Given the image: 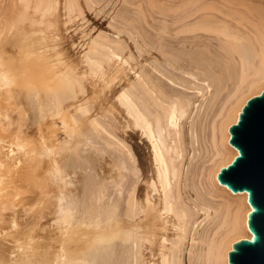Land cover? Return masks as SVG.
<instances>
[{"label":"bare ground","instance_id":"6f19581e","mask_svg":"<svg viewBox=\"0 0 264 264\" xmlns=\"http://www.w3.org/2000/svg\"><path fill=\"white\" fill-rule=\"evenodd\" d=\"M107 1L7 0L0 12V36L21 26L39 45L11 55L0 40V224L10 212L4 237L15 244L0 247V264H118L120 252L133 264H227L232 244L250 239V207L216 177L237 155L229 127L264 89V0H120L102 29ZM59 26L74 27L71 57ZM23 94L37 101L34 128L17 123L6 142ZM91 148L111 158L99 168L117 177L110 187L92 185L93 172L70 177ZM22 167L40 197L21 213L38 234L18 238Z\"/></svg>","mask_w":264,"mask_h":264},{"label":"water","instance_id":"95a60500","mask_svg":"<svg viewBox=\"0 0 264 264\" xmlns=\"http://www.w3.org/2000/svg\"><path fill=\"white\" fill-rule=\"evenodd\" d=\"M228 132L237 155L216 178L231 193L247 195L250 239L232 244L227 264H264V89L246 101Z\"/></svg>","mask_w":264,"mask_h":264},{"label":"rangeland","instance_id":"374dc122","mask_svg":"<svg viewBox=\"0 0 264 264\" xmlns=\"http://www.w3.org/2000/svg\"><path fill=\"white\" fill-rule=\"evenodd\" d=\"M107 1V0H106ZM6 2V3H5ZM110 2H112V0H109V1H107V2H104V3H107V4H109V5H106L105 4V6H107V8L105 9V6L102 4H100V8H101V6H102V9H100L99 11L101 12V15H102V19L101 18H94L93 17V21L94 22H97V21H99L100 19V21L98 22V24L99 23H101V24H103V27H102V29H104V28H106V26H108V22H109V18H110V16H112L113 14H114V12H116V11H118V10H120V9H122L123 7H125V5L123 4V3H121L122 1H120V0H118V1H116V0H113V2L112 3H110ZM4 3V4H3ZM3 3L0 5V12L2 11L3 12V10H5V12L6 11H8V9H9V3L7 2V0H4L3 1ZM121 3V4H120ZM117 4V5H116ZM122 4H123V6H122ZM116 5V6H115ZM2 7V8H1ZM98 8H99V5L97 6ZM127 7V6H126ZM2 9V10H1ZM103 9H104V11H103ZM113 9V10H112ZM102 10V11H101ZM116 10V11H115ZM106 11V12H105ZM102 12H103V14H102ZM106 14H108V16L106 15ZM112 14V15H111ZM107 16V17H106ZM105 17V19H103ZM89 19H92V16L91 17H89ZM99 19V20H98ZM106 21H108V22H106ZM104 22V23H103ZM99 26V25H98ZM97 26V27H98ZM21 27V26H20ZM17 28L18 30L17 31H15V33H14V31H13V33H9V34H1V35H3V36H0V40L3 42V43H5L4 45H5V47H6V49H7V51L8 52H11V53H9V54H13V55H16V54H18V52H21V51H23V50H21L20 51V49H25L26 50V48H28V47H30L31 48V43H33L34 44V46L36 47H39V45H38V43H36L38 40V37L36 38L35 36H37V35H35V36H33L32 35V37L34 38H31L32 40H34V42L31 40V41H29V45L27 46V43L26 42H28V40L30 39L29 38V32H27V34H28V36H27V34H19V32L18 31H21L20 29L21 28ZM38 27L39 26H37L36 28L38 29ZM32 29L33 28H28V31H32ZM34 29H35V27H34ZM150 28H146V31H142L141 32V35H143V36H145V37H150V35H149V33H152V34H154L155 32L154 31H151L152 29H150ZM59 35H58V40L59 39H61V40H59V42H57L58 40H56V42L57 43H59V44H57V47H59V49L60 50H65V52L63 53L64 55H66V56H69L71 53H75V51H77L76 49H75V47L73 48V46H72V42L73 41H71V35L72 36H75V42L76 43H78V40L76 39V35H73V31H74V27L73 28H71V30H68L69 32H65L64 33V31H63V28L62 29H60V26H59ZM16 32H18L17 33V35H16ZM21 33V32H20ZM78 33V32H77ZM142 33H144V34H142ZM16 35V37H15V35ZM23 36V37H21V36ZM26 35V36H25ZM66 35V36H65ZM149 35V36H148ZM19 36H20V38H19ZM70 36V37H69ZM24 37H28V39H26L25 40V42H22V40L23 39H25ZM30 37H31V34H30ZM22 38V39H21ZM151 38V37H150ZM15 39H17V40H15ZM6 42H5V41ZM10 40V41H9ZM13 42H12V41ZM62 40H64V44H62L63 43V41ZM68 40V41H67ZM18 41V42H17ZM48 41H50L49 39H46V42H48ZM11 42V43H10ZM22 42V43H21ZM44 43V41H43V44H45V45H48L47 43ZM67 42V43H66ZM6 43H8V44H6ZM24 43V44H23ZM26 43V44H25ZM35 43H36V45H35ZM49 44H50V42H48ZM69 43H71L70 45L72 46V48H71V46H69ZM33 44H32V48L30 49V50H36L37 49V47L35 48L34 46H33ZM12 47H10V46ZM15 45H17V46H15ZM22 45H25L26 47H24V46H22ZM21 46L23 47V48H21ZM41 46H43V45H41ZM63 46V47H62ZM7 47H10V48H7ZM16 47H18V49L19 50H15V48ZM35 49H34V48ZM11 49H12V51H11ZM71 49H73L72 51H71ZM24 50V51H25ZM68 50V51H67ZM15 51H16V53H15ZM71 52V53H70ZM61 53H62V51H61ZM70 53V54H69ZM73 54H71L70 55V57L72 56ZM211 56V55H210ZM72 59H73V57H72ZM17 88L18 87H16V90H17ZM20 89H22V88H20ZM18 90H19V88H18ZM217 90V92L220 90V89H216ZM18 92V91H17ZM23 97H24V94H23V96H22V98H20L19 96L17 97V99L15 100V102H18L19 101V98L20 99H22L21 101L22 102H25V103H22V104H19V105H17L16 107H18V108H16L15 106H12L9 110H8V114H10V116L11 117H9V119H11L10 120V122L11 123H13L12 124V127H11V125L9 126V128H8V126L6 127L5 126V130L6 131H4L2 134H3V136H5V139H4V141H6V142H8L9 140H10V138L8 137V134L10 133V130L11 131H17V129H18V127H17V125L18 124H23V130H25L26 128H28L29 127V129L30 128H34L33 127V125H31V124H34V121H35V119L33 120V118H36V116H37V108L35 107V106H37V105H35V104H37V101H35V100H33V102H31L30 101V99H23ZM25 98V97H24ZM27 103V104H26ZM33 103V104H32ZM24 105V106H23ZM34 105V106H33ZM11 106V105H10ZM9 106V107H10ZM8 107V108H9ZM15 107V108H14ZM20 107H24V116H23V121H24V123L22 122V119L20 120V122H19V117L21 116H19L18 117V114L19 113H17L18 112V110L20 109ZM12 109V110H11ZM17 109V110H16ZM30 109V110H29ZM4 110V109H3ZM2 110V111H3ZM16 111V112H15ZM12 112L14 113V114H12ZM20 112V111H19ZM35 112V113H34ZM16 113V114H15ZM34 113V114H33ZM36 114V115H35ZM35 115V116H34ZM26 118V119H25ZM18 121V122H14V121ZM116 122V121H115ZM7 123H8V121H7ZM6 123V121H5V125L7 124ZM18 123V124H17ZM119 123H117V125H118ZM15 125H16V127H15ZM25 125V126H24ZM30 125L32 126V127H30ZM119 126V125H118ZM198 126V125H197ZM24 127H26V128H24ZM8 128V129H7ZM13 128H15V130L13 129ZM13 129V130H12ZM8 130H9V132H8ZM203 141V140H202ZM201 144L203 145L204 144V142H202L201 143V141L199 142V145L201 146ZM96 146H98V145H96ZM200 146H199V148H200ZM203 146H205L206 147V145L204 144ZM203 146H201V147H203ZM100 147V146H99ZM203 151H202V150ZM200 150H199V153L200 154H202L203 152L205 153L206 151H208L207 149H203V148H201ZM202 152V153H201ZM203 153V154H204ZM206 154H208V152L206 153ZM206 154H204L203 155V158L204 157H206L207 155ZM88 156L90 159H88L87 157H85V156ZM79 156V155H78ZM82 156V157H81ZM81 156H79V157H81L82 159H83V157H84V160L86 159V160H88V162H86L85 161V163L86 164H88L87 166H85L86 164H83V168H73V169H75L74 170V172H76V174L75 175H73V174H71L70 175V177H71V179L73 180V181H79L80 179L82 180L84 177H86L87 175L88 176H92V175H94V177L96 176V178H94L93 176H92V185L94 184V182H95V186L97 187L98 186V183H99V181L102 179L103 181H104V183L105 184H108L107 186L108 187H110V185H111V183L110 182H112L114 179H115V174L113 173V174H110L111 172H109V173H103V170H100L99 168H103V167H105V169L104 170H108L107 168H108V164H110L111 162V158L108 156V153L106 154L105 152L104 153H98V152H96V151H93V149L91 148V150L89 151V155H88V152L87 153H85L84 155H81ZM80 158V159H81ZM75 159H77V161L78 160H80L79 158H75ZM82 159H81V161H82ZM199 159H202V155L201 156H199ZM91 162H90V161ZM84 162V161H83ZM83 162H81V163H83ZM90 163V164H89ZM92 165V169H94L93 171H91L92 169H91V167L90 166ZM95 165H97L96 167H94ZM90 168H89V167ZM99 166V167H98ZM94 167V168H93ZM98 167V168H97ZM24 167H22V168H20L19 170H18V175H17V178H18V183H17V185L18 186H20V189L22 190V193H23V191L25 192L22 196H21V198L23 199V203H22V205H23V207H22V205H19L20 206V209H19V207L17 206L15 209V212H16V218H17V224H18V229H21V231L20 230H18L17 229V231H19L18 233L19 234H21L22 235V237L20 236H17L18 238H23V234H24V232L25 233H27L26 231H28L29 232V229L31 230L30 232L32 233V235L34 234V230H35V234H38V232H37V228H34V230H32L33 229V227H36L35 225H33L34 223V221H33V219H30V218H33V217H31L32 216V214H30L29 212H27L26 214H27V216H26V214L24 215V213H21V212H24L25 210H29V208H31L30 206H33L34 204H36L37 203V200L39 199V197L40 196H38L37 195V193H38V191H37V189L35 188V186L33 185V182L31 183V178L29 179V176L31 177V175L28 173V174H26L29 170H27V169H25L24 168V170H22ZM96 169H97V171H96ZM70 170V169H69ZM90 170V171H89ZM27 171V172H26ZM91 172H93V174L91 173ZM95 172V173H94ZM108 172V171H107ZM88 173H91L92 175H90V174H88ZM26 176H25V175ZM99 174H100V176H99ZM110 174V176H108ZM29 175V176H28ZM105 175V176H104ZM111 175H112V177H114V178H112L111 177ZM28 176V177H27ZM109 177V178H108ZM111 177V178H110ZM127 177H129V176H127ZM105 178V179H104ZM117 178V177H116ZM29 179V180H28ZM100 179V180H99ZM107 179V180H106ZM110 179H111V181H110ZM127 180L126 181H128V179L129 178H126ZM99 180V181H98ZM117 180V179H116ZM129 181H130V179H129ZM97 184V185H96ZM110 184V185H109ZM34 186V187H33ZM94 186V187H95ZM93 187V189H96V187L94 188ZM39 194V193H38ZM38 196V197H37ZM123 196V195H122ZM114 198V197H113ZM122 198V197H121ZM46 207H48V209L46 210H44V214H45V218L42 220V221H40V222H42V224H46V226H45V228H46V230H50L51 231V229H53L52 227H50V226H48V222H49V219L51 218V216L49 215V212L52 210V205H48L47 204V206ZM18 208V209H17ZM23 210H22V209ZM25 209V210H24ZM26 212V211H25ZM9 213V215L8 216H6L5 218H6V220H7V222L9 221L8 219H10L11 218V213L10 212H8ZM7 213V214H8ZM20 213V214H19ZM118 213H120V214H118ZM118 213H117V215H116V218H115V220H117L118 222H121L122 220H123V216L121 215V211L119 210L118 211ZM23 217H22V216ZM7 217H8V219H7ZM120 217H121V220H120ZM5 218H4V221H6L5 220ZM26 218V219H25ZM28 218V219H27ZM22 219V220H21ZM23 220H24V222H23ZM26 220H28L29 221V223H28V221H26ZM30 220H32V221H30ZM26 221V222H25ZM7 222H5V223H7ZM0 224L1 225V227H4V229L6 228V227H8V223L7 224ZM31 226V227H30ZM26 227V228H25ZM48 227V228H47ZM28 228V229H27ZM1 230H2V228H0ZM4 229L0 232V247L1 248H5L6 246V249L9 247H13V245L15 246V244L14 243H11L13 240L11 239V237H4V234L5 233H7V232H9V233H13V231H11L10 229H8V228H6L7 230H5L4 231ZM23 229V230H22ZM26 230V231H25ZM24 231V232H23ZM3 232V233H2ZM5 232V233H4ZM42 234H44V232H40L39 231V235H42ZM7 235V234H6ZM12 235V234H11ZM4 237V238H3ZM14 237H16V236H14ZM4 239V240H2V239ZM8 239V240H6V239ZM11 240V241H10ZM5 243H4V242ZM10 244H12V245H10ZM116 248V247H115ZM16 249H14V251H15ZM125 254V255H124ZM120 256L119 257H121L122 255L124 256H122L121 257V260H120V262L118 263V264H133V262L131 261V258H128L127 256V254L126 253H121L120 252V254H119ZM13 256V255H12ZM122 258H128L129 259V261H128V259L127 260H123ZM128 261V262H127Z\"/></svg>","mask_w":264,"mask_h":264}]
</instances>
